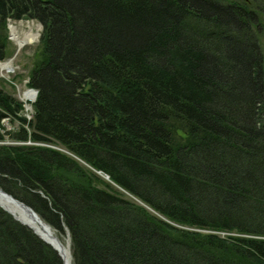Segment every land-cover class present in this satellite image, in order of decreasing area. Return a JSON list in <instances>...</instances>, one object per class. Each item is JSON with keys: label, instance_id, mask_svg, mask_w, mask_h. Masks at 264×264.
I'll use <instances>...</instances> for the list:
<instances>
[{"label": "trees", "instance_id": "trees-1", "mask_svg": "<svg viewBox=\"0 0 264 264\" xmlns=\"http://www.w3.org/2000/svg\"><path fill=\"white\" fill-rule=\"evenodd\" d=\"M263 16L264 0H0V60L9 20L43 25L32 119L0 88V187L70 232L73 264H264ZM96 171L240 235L181 230ZM0 264L65 263L0 207Z\"/></svg>", "mask_w": 264, "mask_h": 264}, {"label": "rangeland", "instance_id": "rangeland-1", "mask_svg": "<svg viewBox=\"0 0 264 264\" xmlns=\"http://www.w3.org/2000/svg\"><path fill=\"white\" fill-rule=\"evenodd\" d=\"M20 21L33 22L35 27L38 24H42L41 22H39L37 20H33V19L30 20V19H27V18H22L20 20H9V22H20ZM263 22H264V16H263ZM42 29H43V25H42V27L40 29V32H42ZM9 33H10V30H9V25H8V35H9ZM41 35H42V33H41ZM260 44H261V46L263 48V52H264V35L263 34H261V37H260ZM7 46H8V54H7L6 58L2 59V60L10 59L11 57H13L15 55V53L17 51V45L10 38V35L8 36ZM41 47H42V44L40 43V40L38 42L33 43L32 45H28V46L24 47L21 50V53L19 55H17V58H16V62L15 63L19 67V69L16 72H13V73L9 74V73L2 72L1 69H0V88L5 90L11 96L13 95L17 100H20L23 104H25L24 100H22L23 97H24V93H25L26 90L31 88L29 86V82H30V78L29 77H30V74H31L32 69L34 67L33 66L34 62H35V60H36V58L38 56L39 51L41 50ZM2 60H0V61H2ZM31 89L34 90L36 88H31ZM36 97H37V93H36ZM29 101L31 102V100H29ZM33 104H34V102H33ZM26 105H27V108H24L23 116H26L28 119H32V117L34 115L33 106L32 105H28V103ZM4 122H5V126H7V128L9 130L13 128V125L11 124V122H9L8 118H6L4 120ZM28 143L35 144V143H32V142H28ZM37 144L51 147V148H53V149H55L57 151L59 150L61 153L67 154L69 156L72 155L73 158L77 159L80 163H82L83 165H85L86 167L91 169V167L88 164L84 163L83 161H80L79 158L75 157L71 152H68L64 147H62L60 145H55V144H50V143H47V144H45V143H37ZM98 174L100 176V181L98 183L99 186H101L102 188H106V187H108L109 184H111L112 187L116 188V190L118 192L126 194L130 198V200H132L134 203H139V204L147 207L139 199H136L133 195L125 192L117 184L112 183L108 178L105 177V174H100V173H98ZM147 209H149L153 214H157L150 207H147ZM157 215L159 216V214H157ZM159 217H161L163 219H166V218L162 217L161 215ZM166 221L169 222V224L175 225L176 227H178L181 230L182 229H190L192 231L194 230V231H197V232H200V233H217L223 238H226V237H237V236L240 235L238 232L237 233L236 232H227V231L226 232H221V231L213 232V231H210L208 229H198V228H194V227L190 228V227H188L186 225H183V224L181 225V224H178L176 222H173L172 220L170 221L168 219H166ZM50 226L52 227L53 230H55V233L60 238V240H63L64 243H66V244H68L70 246V251H71L70 232L68 230H66V232H61L60 233V231L57 232V230L54 229L52 225H50ZM60 257H61V255H60Z\"/></svg>", "mask_w": 264, "mask_h": 264}, {"label": "bare ground", "instance_id": "bare-ground-1", "mask_svg": "<svg viewBox=\"0 0 264 264\" xmlns=\"http://www.w3.org/2000/svg\"><path fill=\"white\" fill-rule=\"evenodd\" d=\"M41 27V24H38L35 27L34 23L30 21L9 22V35L17 45V51L10 59L0 61V69L2 72L11 74L19 69L15 63L17 55L21 53V50L24 47L32 45L33 43L40 40ZM22 100L25 102V108H27V103L28 105H32L33 102L37 100L36 90L31 88L26 90ZM29 100H31V102ZM19 200L20 199L15 198L8 191H5L4 188L0 187L1 208L5 211H8L12 215L13 219L33 230L39 238L42 237L45 241L54 244L61 251L63 255V262L65 264H73L70 246L64 243L63 240H60V238L55 233V230H53L51 226L49 227V224L44 219L41 217L40 219L35 217L29 209H26L25 206L20 203Z\"/></svg>", "mask_w": 264, "mask_h": 264}, {"label": "water", "instance_id": "water-1", "mask_svg": "<svg viewBox=\"0 0 264 264\" xmlns=\"http://www.w3.org/2000/svg\"><path fill=\"white\" fill-rule=\"evenodd\" d=\"M41 25H42V24H41ZM34 90H36V93L38 94V89H34ZM97 172L100 173V174H105V173H102L101 171H97ZM105 177L108 178V179H110V176H109L108 174H105ZM19 201H20V203H21L22 205L25 206L26 209H29L35 217H37L38 219H40V216H38L37 212H36L34 209H32L31 206L25 204V203L22 202L21 200H19ZM49 227H50V225H49ZM41 238H42V237H41ZM42 239H43V238H42ZM43 240H44V239H43ZM44 241H45V240H44ZM46 242H47L48 244H50V245H51L56 251H58L59 254L61 255L62 259H63V255H62L61 251H60V250H59L54 244H51V243H49L48 241H46Z\"/></svg>", "mask_w": 264, "mask_h": 264}]
</instances>
